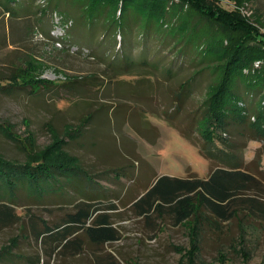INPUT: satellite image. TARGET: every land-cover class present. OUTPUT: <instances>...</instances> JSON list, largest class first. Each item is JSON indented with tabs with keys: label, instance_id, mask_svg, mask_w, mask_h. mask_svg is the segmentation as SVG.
<instances>
[{
	"label": "trees",
	"instance_id": "16d2710c",
	"mask_svg": "<svg viewBox=\"0 0 264 264\" xmlns=\"http://www.w3.org/2000/svg\"><path fill=\"white\" fill-rule=\"evenodd\" d=\"M219 1L38 0L35 4V0H0V17L8 15L10 25L25 16L31 19L28 13L36 15V10L42 23L54 15L55 24L62 28L57 40L65 32L77 35L79 40L72 45L76 47L74 52L95 60L101 67V75L89 80H103L107 92L114 89L115 98L125 97L119 94L117 83L112 86L118 76L146 70L148 77L154 78L155 91L148 100L155 98L154 106L161 113L156 115L187 141L203 142L196 143L200 154L219 162L213 169L210 164V172L203 179L195 174L185 178L153 177L145 189L129 198L135 215L144 219L167 217L173 225L193 221L195 229L200 219L225 222L239 214L264 223V199L248 194L261 190L257 178L245 170L242 159L223 154L218 148L211 150L216 142L224 144L232 135L244 142L264 139V32L238 9H225ZM187 45L195 49L194 57ZM28 61L24 63L32 66H28L32 73L20 68L6 78L7 84L0 85V92L21 89L35 96L53 87L52 81L32 75L36 68ZM201 85L207 88L205 97L194 107V93ZM124 101L117 100L114 108L107 106L105 113L119 110L122 118L129 116L125 117L129 119L126 123L131 124L133 115L139 119L141 111L125 110L128 106ZM89 120L85 116L78 127ZM134 128L143 135L137 126ZM0 134L12 138L1 124ZM76 134L71 126L64 128L62 136L52 132L53 142L44 150L34 151L35 155L26 161L9 160L0 153V230L21 224L18 207L57 201L68 212L55 224L42 220L38 225L32 221V207L23 208L39 243L54 244L52 250L68 248L75 244L69 236L82 227L96 244L117 239L105 211L116 209L111 204L114 200L125 202L126 192L125 188L123 193L113 191L108 184L124 186L126 178L131 181L137 159H125L127 164L90 173L78 157L64 149L68 141L78 138ZM28 145L30 148L34 143ZM231 147L237 148L233 144ZM17 243L18 237H12L0 248V263L15 256ZM38 263L39 256L28 261Z\"/></svg>",
	"mask_w": 264,
	"mask_h": 264
},
{
	"label": "rangeland",
	"instance_id": "374dc122",
	"mask_svg": "<svg viewBox=\"0 0 264 264\" xmlns=\"http://www.w3.org/2000/svg\"><path fill=\"white\" fill-rule=\"evenodd\" d=\"M219 2L225 9H238L264 32V0ZM38 11L36 15L28 13L32 20L25 16L12 25L8 15L0 17V35L3 36L0 37V85L7 84L6 78L20 68L32 73L28 70V66H32L24 63L27 60L35 65L32 75H40L54 83L46 92L35 96L21 89L0 92V124L12 137L9 140L0 134V153L9 160H29L35 155L34 151L44 150L53 142L52 132L62 136L64 128L71 126L78 138L68 141L64 149L78 157L84 169L96 173L120 163L127 164L125 159L129 162L137 159L135 176L131 181L126 178L124 186L108 184L113 191L123 193L125 188L126 192L125 202L114 200L111 204L116 209L105 211L110 215L111 227L117 231L116 240L96 244L82 227L69 236V240L75 242L73 246L52 250L54 244L34 239L31 218L24 215L23 208L32 207L31 214L35 216L32 221L38 225L42 220L49 224L59 222L68 209L58 206L57 201L55 204L25 205L17 208L22 216L21 224L0 230V248L7 245L10 238L18 237L13 250L15 256L0 264H28L38 256V264H264V223L256 218L243 214L225 222L203 218L195 229L193 221L173 225L167 217L147 220L135 215L129 198L145 189L153 177L185 178L195 174L203 179L210 172V164L213 169L219 162L200 154V145L196 143L203 142L187 141L157 116L160 111L154 106L155 98L148 100L155 91L154 78L148 77L146 70L118 76L112 86L114 88L117 83L119 94L127 98L124 97L125 101L115 98L114 89L107 92L103 80H89L91 76H99L101 67L95 60L74 52L76 47L72 45L79 37L65 32L57 40L62 28L55 24V16L42 23ZM186 48L192 57L197 54L192 45ZM206 90L204 85L196 89L194 107L204 99ZM133 96L144 99L130 98ZM117 100L127 104L125 110L142 112H137L139 119L133 115V126L126 123L129 116L122 118L119 110L114 114L105 113L107 106H117ZM85 116L90 117L89 122L78 127ZM134 124L143 135L137 133ZM226 140L224 144L216 142L211 150L219 149L223 154L242 159L245 170L253 173L261 184L260 191H248V194L264 199V139L244 142L232 135ZM32 142L34 145L29 148ZM23 146L26 149H22Z\"/></svg>",
	"mask_w": 264,
	"mask_h": 264
}]
</instances>
